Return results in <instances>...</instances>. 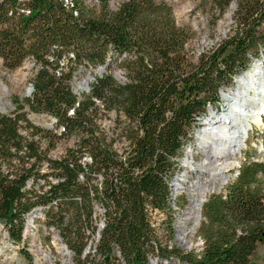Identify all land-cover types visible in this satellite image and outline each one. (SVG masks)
<instances>
[{"label":"trees","instance_id":"16d2710c","mask_svg":"<svg viewBox=\"0 0 264 264\" xmlns=\"http://www.w3.org/2000/svg\"><path fill=\"white\" fill-rule=\"evenodd\" d=\"M219 1L224 8L233 0ZM235 3L232 32L192 57L190 30L177 24L164 2L123 0L111 7L109 0L90 5L69 0L67 7L63 0L0 1V58L12 70L34 57L40 68L28 108L54 116L62 127L57 137L78 141V153L68 150L62 159L51 160L35 140L51 138L50 133L32 127L24 114L0 115V223L12 242H21L32 209L55 205L58 215L51 222L73 252L72 264H87L85 232L99 203L104 227L93 254L96 264H120L116 249L123 264H150L152 255L167 254L187 264H248L264 239V163L242 164L225 193L202 205L206 226L198 249L161 247L149 220V210H171L173 164L192 141L207 105L217 110L219 91L232 86L257 58L256 51L264 49V0ZM66 55L69 62L104 66L88 93L72 92L73 68L59 67ZM109 112L125 120L122 155L100 128V117ZM83 155L90 162L82 163ZM43 163L56 183L31 196L27 182L39 178Z\"/></svg>","mask_w":264,"mask_h":264},{"label":"rangeland","instance_id":"374dc122","mask_svg":"<svg viewBox=\"0 0 264 264\" xmlns=\"http://www.w3.org/2000/svg\"><path fill=\"white\" fill-rule=\"evenodd\" d=\"M13 1L23 3L27 0ZM96 1L84 0V3L90 5ZM109 1L111 7H115L123 0ZM156 1L168 4L172 8L177 24L190 30L192 35L188 44V50L192 57H196L200 53L216 47L226 39L234 27L233 12L236 7L235 0L231 1L224 8L221 7L222 2L219 0ZM63 2L67 7H70L69 0H63ZM1 28L2 24H0V30ZM256 52L258 54L257 58L250 60L246 70L252 68L254 63L260 61L261 64L264 63V49L260 48ZM69 58H71V55L63 56L59 62V67L71 66L73 68L72 79L69 83L72 92L76 96L88 93L89 86L94 78L100 76L105 71L104 66L92 67L86 62L78 63L74 60L69 62ZM39 68L40 64L32 56L25 57L21 65L12 70L0 58V115H11L15 112L24 114L32 127L50 133L51 138L45 135V139L35 138V140L39 142L47 158L60 160L66 155L68 150L77 152L76 145L78 141L74 136L57 137L59 132L62 131V127H58L57 125V119L45 112H34L28 108L26 101L32 97L33 89L31 83ZM121 78L122 74L117 76V79ZM234 80L232 86L224 87L219 93L222 91L223 96L231 94L235 89ZM262 98L263 100L257 101L256 106L262 104L264 106V96ZM250 104L254 106L253 103ZM223 105H225L224 101H222V105H218V111L207 105L206 115L198 124L203 123V119L207 116L209 109L221 112L220 107L222 108ZM260 116L261 124L259 126H256L250 120L247 123L245 122L243 127L245 129L243 132L245 136L242 133L245 138L244 142L237 148L234 155L236 159L232 161L233 166L228 167L223 173V175L227 176V180L222 182L220 179L221 174H217V179L211 185L212 189L208 191L209 193L203 192V185L211 179V176L209 167L202 166L205 154L200 146L199 134L202 131L199 130L197 138L195 135L199 129V125H197V129L193 132L192 141L185 144L181 155L173 164L175 172L169 181V186H171L170 189L173 191L175 201L170 206L171 210L165 212H152L149 210V220L161 247L176 246L181 251L201 247L203 238L200 230L203 226H206V220L201 212L202 206L197 221H194L193 215L187 214L188 209L195 205L196 200H203L205 195H207L206 199H208L211 195L217 194L219 190L221 193H225L226 188L237 178L242 164L251 162L264 163V111ZM124 121L122 116L117 117L113 112L102 114L99 121L100 128L104 132L107 141L113 142V148L120 155L127 148V142L121 137L122 129L125 126ZM21 126L24 127V124H21ZM21 133L26 138L28 137L27 139L32 138L30 132L21 131ZM82 158L80 160L82 163L90 162L86 155H83ZM6 167V164H1L2 173H6ZM16 168L17 165H14V171ZM50 173V169L47 168L46 163L39 165V178L29 180L26 185V191L31 196L45 193L50 184L56 183L55 179L50 176ZM43 175H46L45 180L42 178ZM93 182L95 183V181ZM176 182L179 184L177 187H175ZM198 185L200 186L198 187ZM93 210L95 212L92 215L91 227L97 229L102 220V205L94 203ZM62 213L64 214V212ZM57 215L55 205L40 206L32 209L25 216V226L20 243L12 242L0 223V264H72L75 259L74 254L62 239L58 226L51 222L56 219ZM92 228H88V230L91 231ZM169 231L172 235L169 234ZM85 237L87 245L84 254H86V251H90L87 264H96L99 259L95 255H92L93 239L86 232ZM25 255L30 256L31 261H28ZM151 258V263L153 264H187L175 254H167L164 257L152 255ZM119 260V263L123 264L121 259ZM248 264H264V239L256 244L255 251L248 258Z\"/></svg>","mask_w":264,"mask_h":264},{"label":"bare ground","instance_id":"6f19581e","mask_svg":"<svg viewBox=\"0 0 264 264\" xmlns=\"http://www.w3.org/2000/svg\"><path fill=\"white\" fill-rule=\"evenodd\" d=\"M234 83V91L229 95H222L225 105L220 107L221 112H215L214 109L209 110L203 119L204 124H199L196 132L197 138L199 130L202 131L199 134L200 146L205 154L202 166L209 167L211 176V179L205 183L206 185H203L204 193L212 189L211 185L214 184L218 175L221 174L222 182L227 180V176L223 173L228 167L233 166L232 161L236 159L234 155L237 148L244 142L245 138L242 133L245 130L243 128L245 122L250 120L256 126L261 124L260 115L264 111V106L263 104L256 106V103L263 100L264 96V63L261 64V61L254 63L252 68L245 70L234 80ZM177 186L179 184L176 182L175 187ZM200 202L196 200L195 205L187 212L193 215L194 221L198 220L200 214Z\"/></svg>","mask_w":264,"mask_h":264},{"label":"built area","instance_id":"2783aa9c","mask_svg":"<svg viewBox=\"0 0 264 264\" xmlns=\"http://www.w3.org/2000/svg\"><path fill=\"white\" fill-rule=\"evenodd\" d=\"M197 132V131H196ZM195 135H196V133H195ZM240 167V166H239ZM238 167V168H239ZM169 187H171V186H169ZM207 193H209V192H207ZM218 193H220V190H219V192ZM217 193V194H218ZM210 196V195H209ZM206 197H207V195H205V197H204V199L203 200H201V202H200V204L202 205L204 202H206ZM174 201H175V198H174V196H173V191H172V189H171V195H170V200L168 201L169 202V205L171 206V205H173L174 204ZM177 207V206H176ZM177 209V208H176ZM95 212V211H94ZM94 212H93V215H94ZM101 215H102V220L100 221V226L97 228V229H94V230H88V229H86V233H87V235H90L91 236V239H93V242H92V255L94 254V252H95V245L98 243V241H99V239H100V233H101V231H102V229H103V227H104V210L101 212ZM65 250V249H64ZM66 251V250H65ZM90 251L88 250V251H86V254H90L89 253ZM85 254V255H86ZM114 256L117 258V259H120V254H119V251H118V249H116L115 251H114ZM151 261H152V258L150 257L149 258V262H150V264H153V263H151Z\"/></svg>","mask_w":264,"mask_h":264},{"label":"water","instance_id":"95a60500","mask_svg":"<svg viewBox=\"0 0 264 264\" xmlns=\"http://www.w3.org/2000/svg\"><path fill=\"white\" fill-rule=\"evenodd\" d=\"M99 71H101V70L99 69ZM119 75H120L119 73H115L116 77L119 76ZM219 94H220V99L222 101V95H223L222 91ZM209 110H211V109H209Z\"/></svg>","mask_w":264,"mask_h":264}]
</instances>
